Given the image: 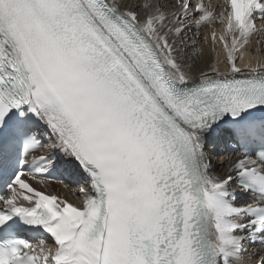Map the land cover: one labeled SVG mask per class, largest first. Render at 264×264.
I'll list each match as a JSON object with an SVG mask.
<instances>
[{
  "label": "snow or ice",
  "instance_id": "snow-or-ice-1",
  "mask_svg": "<svg viewBox=\"0 0 264 264\" xmlns=\"http://www.w3.org/2000/svg\"><path fill=\"white\" fill-rule=\"evenodd\" d=\"M216 21L231 74L188 36ZM261 25L264 0H0V264H264V69L234 55ZM61 169L79 205L34 186Z\"/></svg>",
  "mask_w": 264,
  "mask_h": 264
},
{
  "label": "bare ground",
  "instance_id": "bare-ground-1",
  "mask_svg": "<svg viewBox=\"0 0 264 264\" xmlns=\"http://www.w3.org/2000/svg\"><path fill=\"white\" fill-rule=\"evenodd\" d=\"M145 3L149 2V0H144ZM174 9H170V11H173ZM261 27H264L262 25ZM223 26L219 24L218 21L214 22L210 26H205L200 31H189L188 36L192 38L193 41H195L199 46L203 53V61L204 63H201L199 65L200 69L203 71H208L210 69H218L221 73L230 72L229 66L226 65L227 60V50L224 48L223 42L219 40V37L221 34H223ZM215 31L216 39L213 41L212 34ZM262 36L264 39V33H260L257 35H254L251 38V42L249 45H247L245 48H252L256 52V54L252 55L250 53H247L244 57V64H251L253 67L257 66L258 64L264 65V53L261 54V61L257 64V55L259 49L264 52V49H261V45L259 42V39L257 40L258 36ZM187 38V37H186ZM226 39L229 42L230 45V37L226 35ZM264 42V40H262ZM244 49V48H243ZM240 53V51H237L234 53L235 56H237ZM257 64V65H256ZM195 71V69H194ZM199 74L198 72L196 73ZM232 159V158H230ZM216 163H223V161H218ZM55 187V190L58 193L63 194L64 196H67L71 198L72 200L79 201L75 195L76 189L73 188L72 191H69L68 188L64 186H59L57 184H52Z\"/></svg>",
  "mask_w": 264,
  "mask_h": 264
},
{
  "label": "rangeland",
  "instance_id": "rangeland-1",
  "mask_svg": "<svg viewBox=\"0 0 264 264\" xmlns=\"http://www.w3.org/2000/svg\"><path fill=\"white\" fill-rule=\"evenodd\" d=\"M258 23H259V22H258ZM261 26H262V25H261ZM260 36H261V35H260ZM261 37H262V36H261ZM261 37L258 36L257 39H259V42L261 41V42H260L261 49H264V42L262 41ZM259 51H260V52H258V55H257V59H258L257 62H256L257 64L259 63V58L261 59V54L264 53V52L261 51L260 49H259ZM257 64H256V65H257Z\"/></svg>",
  "mask_w": 264,
  "mask_h": 264
}]
</instances>
